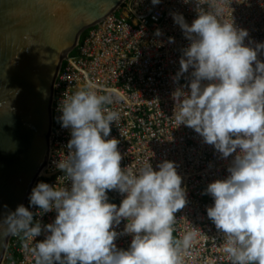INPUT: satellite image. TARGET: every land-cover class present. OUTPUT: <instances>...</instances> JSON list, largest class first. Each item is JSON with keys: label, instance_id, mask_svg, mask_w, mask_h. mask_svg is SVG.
I'll use <instances>...</instances> for the list:
<instances>
[{"label": "clouds", "instance_id": "obj_1", "mask_svg": "<svg viewBox=\"0 0 264 264\" xmlns=\"http://www.w3.org/2000/svg\"><path fill=\"white\" fill-rule=\"evenodd\" d=\"M194 2L197 15L190 25L182 14H172L189 41L174 81L194 69L189 91L181 86L171 94L172 118L177 127L193 129L222 159L232 157L227 175L205 189L214 201L207 217L222 233L230 264H264V62L258 59L264 42L246 45L248 30L222 19L228 0ZM205 2L207 9L200 7ZM111 103V90L98 94L92 85L61 100L58 122L70 130V139L66 159L56 168L70 187L38 182L29 207L20 204L0 214L5 226L0 237L22 238L35 264H184L199 235L194 227L173 236L175 213L188 202L175 162L165 160L155 171L150 161L137 172L121 168L120 141L108 139L120 119L118 111L106 107ZM110 190L126 194L119 206L108 202ZM52 211V223L34 219ZM42 232L44 238L36 240ZM123 234L132 239L127 249H118L114 241Z\"/></svg>", "mask_w": 264, "mask_h": 264}, {"label": "built area", "instance_id": "obj_2", "mask_svg": "<svg viewBox=\"0 0 264 264\" xmlns=\"http://www.w3.org/2000/svg\"><path fill=\"white\" fill-rule=\"evenodd\" d=\"M228 3L231 5H225L222 19H233L236 27L248 30L245 44L251 40V46L255 47V43L264 42V0H228ZM200 7L207 9L208 4L205 2ZM195 8L194 0L189 3L160 0L156 5L151 0H123L112 13L82 33L75 49L64 59L53 85L48 158L32 188L41 181L70 187V182L56 168L58 160L66 159L70 139V130L58 122L59 102L86 85H92L98 94L111 90L113 103L106 107L118 111L120 119L111 125L108 139L114 137L120 141L121 168L129 166L137 172L150 161L155 171L159 163L168 160L175 162L183 178L188 202L175 213L173 236L180 238L194 227L199 230L184 264H230L221 248L222 233L207 217L206 209L214 201L205 189L209 183L227 175V164L232 157L222 159L193 129L177 127L172 118L175 101L171 94L181 86L189 91V75L194 70L189 68L174 81L189 41L172 14H182L190 25L197 15ZM157 30L161 35H156ZM258 59L264 62V54H258ZM124 195L110 190L108 202L119 206ZM25 207H29V199ZM30 210L36 212L37 208L32 206ZM55 216L52 211L34 219L48 224ZM125 223L122 220L115 230L122 232ZM43 238L42 232L36 240ZM131 239L130 234L118 235L114 243L118 249H127ZM32 243L28 242L29 247ZM1 264H35V257L24 248L22 238L10 236Z\"/></svg>", "mask_w": 264, "mask_h": 264}, {"label": "water", "instance_id": "obj_3", "mask_svg": "<svg viewBox=\"0 0 264 264\" xmlns=\"http://www.w3.org/2000/svg\"><path fill=\"white\" fill-rule=\"evenodd\" d=\"M122 2L0 0V214L26 206L46 164L53 85L64 59ZM9 238L0 237V264Z\"/></svg>", "mask_w": 264, "mask_h": 264}]
</instances>
